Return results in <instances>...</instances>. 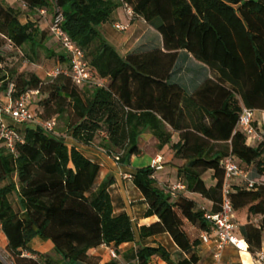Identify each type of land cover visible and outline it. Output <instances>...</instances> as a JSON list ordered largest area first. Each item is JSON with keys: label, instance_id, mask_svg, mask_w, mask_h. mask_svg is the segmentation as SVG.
I'll return each instance as SVG.
<instances>
[{"label": "trees", "instance_id": "trees-1", "mask_svg": "<svg viewBox=\"0 0 264 264\" xmlns=\"http://www.w3.org/2000/svg\"><path fill=\"white\" fill-rule=\"evenodd\" d=\"M19 1L30 13L60 14L62 31L82 51L94 77L108 83L76 86L63 74L43 82L34 72H20L16 61L7 63L14 55L18 62L36 65L43 55L56 67H69L63 51L47 47L49 31L47 36L34 23L20 24V11L0 2V93L6 94L12 86L10 98L15 100L36 92L29 105L35 118L63 120V132L74 141L82 145L98 141L107 154L119 157L121 165H129L139 155L143 132L153 135L159 150L169 145L167 127L180 131L183 115L180 140L170 149L183 161L177 175L185 191L213 204L212 210L200 208L219 212L222 163L233 157L246 175L230 184L229 199L239 226L235 234L250 254L264 248V184L257 182L264 175V144L247 146L236 129L242 108L264 110V4L257 0ZM124 4L157 32L161 47L142 45L122 57L101 37L99 27ZM180 51L216 72L215 82L206 81L191 96L170 82ZM213 85L219 89L217 104L209 98ZM7 125L20 138L14 153L0 141V228L10 264H98L89 257L90 250L104 245L115 252L134 242L130 218L113 215L111 181L97 184L101 171L97 164L35 124ZM154 173L150 167L141 168L132 179L147 204L145 216L158 220L140 228V238L167 234L188 256L173 263L159 246L143 247L132 259L137 264H147L153 257L166 264H198L192 251L200 245L201 232H209L211 226L194 201L160 188ZM206 173L214 186H206ZM248 181L255 182L254 189L246 188ZM12 194L21 212L14 210ZM187 227L194 229L193 236ZM34 237L50 242L59 259L31 250ZM0 264L5 263L0 259Z\"/></svg>", "mask_w": 264, "mask_h": 264}, {"label": "crops", "instance_id": "crops-1", "mask_svg": "<svg viewBox=\"0 0 264 264\" xmlns=\"http://www.w3.org/2000/svg\"><path fill=\"white\" fill-rule=\"evenodd\" d=\"M258 1L264 4V0ZM0 2L7 7L20 11V24L25 25L28 22L34 23L41 31H44L47 33V36H49L48 29L53 17L51 11L41 10L30 13L19 0H0ZM115 24L124 25L127 27V29L124 32H120L114 28ZM98 30L101 37L112 48H114V50L117 49L121 52L122 57H125L128 53L142 45L153 43L155 46H162L161 39L157 32L139 17L133 16L132 18H128L123 7L115 10L111 16V20L101 25ZM46 45L47 47L59 46L53 38H49ZM58 51L61 52L62 50L59 49ZM34 74L40 80H42L38 71L34 72ZM217 77L218 74L216 72L209 71L205 66L196 63L189 54L184 51H180L175 67L171 72L170 82L177 83L185 91L187 96H191L206 81L211 80L215 82ZM104 81L105 84L108 83V79H105ZM212 88L215 90L213 89L214 92L212 95H209V98L215 101L217 104L220 101V98L218 97L219 89L214 87V85ZM6 103V94L0 93V108L4 107ZM0 121L5 122L6 124H12L10 118L1 113ZM181 122L182 129L180 131L174 132L170 127H167V130L171 133V143L165 146L162 150L158 149V142L150 132H143L139 137L140 153L139 155L133 156L131 158L129 165L115 163L111 158L107 157L101 152L97 141L91 145H82L74 141L71 138L70 133L60 135V139L68 148H75L85 158L100 167L101 171L97 184L101 185L107 181H111V185L108 188V193L110 195L113 207V215L119 216L121 214H126L130 218L132 224L135 240L132 243L123 244L114 249L116 255L118 256L117 259H112L110 256V252L113 249L112 246L107 247L101 245L88 252L89 257L97 261L98 264H108L111 262L115 264H137V262H135L132 257L137 250L143 247H163L170 254L171 261L173 263H177L178 261L187 258L188 255L180 252L167 234H159L144 239L140 238V228L149 227L155 224L158 220L155 216L148 218L145 216L148 208L147 204L144 203L143 196L132 183V179L136 170L147 167L153 169L152 163L157 157L162 159V162L158 164L159 169L154 170V178L157 181V185L160 188L168 190L173 185H176L179 182L182 183L181 179L177 175V169L183 166V161L179 158H176L173 151L170 149L172 144H175L180 140V133L183 132V115L181 116ZM238 165L240 166L239 163ZM240 168L242 169L241 166ZM242 171L244 172L243 169ZM206 174L209 178V181L207 180L208 178H204L206 186H214V181L212 180L210 173ZM124 175H129L131 178L124 179ZM241 180H243V178L235 179L234 182H239ZM12 181L16 182L15 177L12 178ZM257 182L264 184V175L260 176ZM176 194L192 200L196 204L200 202L205 203L206 209L208 208L209 210H212L213 208V204L211 202L201 198L196 194H191L186 191L177 192ZM10 201L14 210L16 212H21V207L15 194L10 196ZM39 242L40 243L35 244L34 248L30 249L44 255L47 250H51V248H53V245L50 242V245L45 244L42 241ZM6 245L7 240L1 232L0 248L5 250ZM213 248V243L208 245L200 244L192 251V253H195L199 257L198 264H214L212 257ZM249 258L252 262L250 253H241L235 250L233 247H226L222 252L220 264H250ZM147 264L166 263L157 257H153L148 261Z\"/></svg>", "mask_w": 264, "mask_h": 264}, {"label": "built area", "instance_id": "built-area-1", "mask_svg": "<svg viewBox=\"0 0 264 264\" xmlns=\"http://www.w3.org/2000/svg\"><path fill=\"white\" fill-rule=\"evenodd\" d=\"M123 9L128 18L134 16L130 6L124 4ZM62 20L60 14H55L49 25L48 31L68 59L69 67L65 70L57 66L50 76L54 78L63 74L69 77L76 86L90 85L104 87L105 81L98 80L94 77L93 72L84 60L82 51L62 31ZM114 28L120 32H124L127 29L126 26L120 24H115ZM9 47L11 48L12 46L9 45ZM11 90L12 86H10L6 93L7 103L4 107L0 108V113L8 116L14 125L35 124L46 132L53 133L56 128L55 121H39L29 108L31 97L36 94V92L29 91L17 99L11 100ZM236 129L244 135L247 146L255 147L258 144H264V110L242 108L238 117ZM0 141L8 152L14 153L15 145L20 141L19 134L14 127H10L5 122L0 121ZM100 150L115 163L119 162V157L111 156L101 148ZM161 162L162 159L160 157L155 158L152 163L153 169H159L158 164ZM222 167L224 170V181L221 189L222 200L219 212L211 213L204 208H200L201 211L204 212V219L210 224L211 229L209 232H201L199 241L202 245L213 243L214 248L212 257L214 264H220L222 252L226 247H233L241 253L244 251L247 252L244 240L240 239L235 234L238 229V223L234 219L232 205L229 199L231 182L239 178L245 179V175L233 157L225 158ZM123 178L130 179L131 177L129 175H124ZM255 186V182L248 181L246 188L252 190ZM185 190V185L181 182L170 188L172 193L184 192ZM258 221L259 218L256 217L254 223H258ZM110 256L112 259L118 258L113 250H111ZM251 259L253 264H264V248L251 254Z\"/></svg>", "mask_w": 264, "mask_h": 264}, {"label": "rangeland", "instance_id": "rangeland-1", "mask_svg": "<svg viewBox=\"0 0 264 264\" xmlns=\"http://www.w3.org/2000/svg\"><path fill=\"white\" fill-rule=\"evenodd\" d=\"M258 1V0H257ZM109 26V25H108ZM52 49L55 51V52H59L58 50L60 49L59 46H52ZM115 51L118 53L119 56H122L121 55V52L117 49H115ZM8 53H13L11 52V50H9ZM20 59L17 57H15L14 55H12V57H9V60L7 63H9L10 61H13V62H17L18 63V68H19V71L20 72H25V71H30V72H36L38 71L40 73V76H41V81L43 82H46L50 79H52V77L50 76V74L52 73V71L56 68V64L53 62V61H50V62H47L44 60V57L43 55H41V59H40V62L36 65H28L26 64L25 62H18ZM36 107H38L36 105ZM39 108V107H38ZM38 115V114H37ZM37 120L39 121H42L40 120L39 118V115L38 117L36 118ZM56 128L53 132V135L55 136H60V135H64L65 133L63 132V129L65 127V123L63 120H57L56 122ZM98 142V141H97ZM211 175V174H210ZM204 178H208V175L206 174L204 176ZM209 181V178L207 179ZM197 205L199 207H205V203H197ZM239 227V226H238ZM187 232L193 236L195 234V231L194 229L190 228V227H187ZM1 233V232H0ZM39 241H42L43 243L45 244H48L50 245V243L48 241H44V240H41L40 238L38 237H34L30 244H29V247L30 248H34L35 244L36 243H40ZM44 255H49L52 259L54 260H58L59 257L54 253V250L53 248H51V250H47ZM0 259L5 263V264H10V260L9 258L7 257L6 253H5V250L1 249L0 248Z\"/></svg>", "mask_w": 264, "mask_h": 264}, {"label": "bare ground", "instance_id": "bare-ground-1", "mask_svg": "<svg viewBox=\"0 0 264 264\" xmlns=\"http://www.w3.org/2000/svg\"><path fill=\"white\" fill-rule=\"evenodd\" d=\"M243 253H245V251H244ZM249 263H250V264H252V262H251L250 258H249Z\"/></svg>", "mask_w": 264, "mask_h": 264}]
</instances>
